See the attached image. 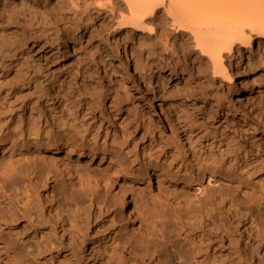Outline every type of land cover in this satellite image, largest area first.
<instances>
[{"label":"rangeland","instance_id":"rangeland-1","mask_svg":"<svg viewBox=\"0 0 264 264\" xmlns=\"http://www.w3.org/2000/svg\"><path fill=\"white\" fill-rule=\"evenodd\" d=\"M100 1L0 0L8 253L39 264H264V38L225 60L247 109L189 34L169 21L163 39L120 26L124 1ZM69 136L77 150L96 151L91 172L105 169L103 158L144 180L129 199L143 195L163 212L159 238L146 235L157 222L150 213L142 230L113 223L103 204L41 162L50 140ZM161 189L172 203H162Z\"/></svg>","mask_w":264,"mask_h":264},{"label":"bare ground","instance_id":"bare-ground-1","mask_svg":"<svg viewBox=\"0 0 264 264\" xmlns=\"http://www.w3.org/2000/svg\"><path fill=\"white\" fill-rule=\"evenodd\" d=\"M102 1L111 2V0ZM123 1L127 9L119 15L120 26H130L149 33L153 38L159 36L158 38L163 39V33L158 35V30L162 29L163 23L171 22L170 25L174 30L191 36L195 49L208 59L213 74L219 76L222 82L229 84L228 90L233 94L232 99L247 109L251 108L249 102L243 104L242 93L235 83L232 67H227L225 60L233 52H240L238 49L241 45L250 48L255 39L264 38V0ZM47 7L44 6V9ZM129 50L127 44L121 46L118 53V57L122 58L121 64H124L125 59L129 57ZM160 78H165L163 73H158L157 79ZM73 142L72 136L50 140L49 145L39 151L41 162L72 186L76 182L92 204H103L113 223L119 221L131 227L132 231L142 230L150 224L147 218L150 213L152 219L157 222L151 226V230L146 231V235L152 240L159 238L155 233L162 231L164 225L162 219L165 217L163 212L151 207L148 209L147 199L143 195L138 194L140 196L132 203L129 199L130 193L138 189L137 184L144 180L140 179L139 175L123 173L114 165L103 162V158L99 164L105 166V169L101 172H91L88 167L95 160L96 151H79L72 146ZM0 149L7 148L0 144ZM146 175L145 181L149 182L152 173L146 171ZM144 190L145 187L141 186V191ZM158 195L162 197L160 199H163V204L173 202L169 190L161 189ZM3 238L0 227V264H39V257L24 260L14 258L8 253L10 247ZM1 242H4L3 246ZM138 248V246L130 247L128 252L133 262L138 260Z\"/></svg>","mask_w":264,"mask_h":264}]
</instances>
